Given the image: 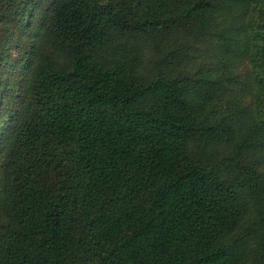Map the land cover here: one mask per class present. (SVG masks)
<instances>
[{
	"label": "trees",
	"instance_id": "1",
	"mask_svg": "<svg viewBox=\"0 0 264 264\" xmlns=\"http://www.w3.org/2000/svg\"><path fill=\"white\" fill-rule=\"evenodd\" d=\"M0 264H264V0H0Z\"/></svg>",
	"mask_w": 264,
	"mask_h": 264
},
{
	"label": "rangeland",
	"instance_id": "2",
	"mask_svg": "<svg viewBox=\"0 0 264 264\" xmlns=\"http://www.w3.org/2000/svg\"><path fill=\"white\" fill-rule=\"evenodd\" d=\"M153 53H154V51H153V50H150V56H152ZM147 65H148V64H147Z\"/></svg>",
	"mask_w": 264,
	"mask_h": 264
}]
</instances>
